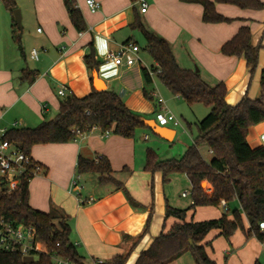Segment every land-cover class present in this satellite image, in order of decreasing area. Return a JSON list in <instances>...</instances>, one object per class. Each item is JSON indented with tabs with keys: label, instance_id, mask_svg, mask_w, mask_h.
Listing matches in <instances>:
<instances>
[{
	"label": "crops",
	"instance_id": "crops-1",
	"mask_svg": "<svg viewBox=\"0 0 264 264\" xmlns=\"http://www.w3.org/2000/svg\"><path fill=\"white\" fill-rule=\"evenodd\" d=\"M15 1L23 24L22 52L12 38L11 16L0 1V129L17 125L35 127L53 118L63 98L58 95V89L64 86L71 94L83 97L95 89L94 73L95 79L103 83L101 90L116 92L128 108L144 115L143 119L154 120L155 112L186 104L182 98L169 95L163 84L159 87L154 74L150 76L152 84H145L142 69H151L156 62L147 51L141 50L137 40L138 34H142L130 26L134 20L169 43L180 67L191 70L196 67L201 79L209 85L224 82L226 103L234 105L244 95L264 102V90L260 88L264 48L259 49L257 69L252 76L243 57L221 53V46L242 26L249 27L253 45L264 46V8H240L215 2V11L230 20L206 23L202 21V5L194 1L144 0L147 7L141 12V0H97L100 8L92 13L85 0H74L85 23V30L78 31L69 18L64 0ZM259 1L264 3V0ZM125 42L139 46V60L131 66L105 63L106 54ZM91 45L100 62L98 69L93 70H89L83 60ZM32 49L38 50L37 59L30 57ZM23 69L35 71L32 82L19 79ZM144 89L149 90L154 100L145 98ZM193 106L187 105L190 109ZM176 127L171 123L167 125L171 129V141L158 137L149 127L139 129L133 138L93 127L69 142L33 146L31 157L42 165V171L29 181V205L39 211H55L68 217L69 239L86 264L103 263L127 253L126 264H134L139 253L146 250L160 232L178 222L173 217L165 218V205L176 207L177 200L168 198L160 172L145 170V155L150 147L143 143L148 141L149 133L161 142L170 143L177 134ZM246 139L253 149L264 146V121L250 126ZM207 153L208 157L201 155L209 161L212 154L208 147ZM78 156L107 158L113 177L123 184L136 205L129 202L122 188L116 189L112 183L99 184L96 174H81L77 195L70 183L76 175ZM177 174H182L187 182L188 177L178 172L172 173L169 180L170 177L177 180ZM183 193L186 195L182 196ZM188 195V190L181 192L183 198ZM89 198H92L90 203H81ZM224 212L221 205L199 206L188 210L185 220L217 219ZM150 213L147 231L143 232ZM241 216L248 229L247 219L244 214ZM201 243L209 244L205 251L216 264H224L226 253V264H254L260 255L264 256V245L255 238L246 240L240 230L235 231L229 243L219 235V230H211ZM44 249L42 245V251Z\"/></svg>",
	"mask_w": 264,
	"mask_h": 264
},
{
	"label": "trees",
	"instance_id": "trees-1",
	"mask_svg": "<svg viewBox=\"0 0 264 264\" xmlns=\"http://www.w3.org/2000/svg\"><path fill=\"white\" fill-rule=\"evenodd\" d=\"M0 1L11 14L17 8L15 0ZM186 1L202 5V21L206 23L230 20L215 11V2L234 4L240 8H264V3L259 0ZM64 5L73 26L78 31L85 30L83 17L75 7V1L64 0ZM11 21L12 38L22 52L20 31L14 15L11 16ZM130 26L140 31L145 41L144 49L156 62L151 68L155 78L173 95L182 98L188 106L200 103L209 108L208 113L197 121V135L182 156L163 160L154 150L149 148L146 151L145 170L150 173L160 172L164 183L172 173H184L188 177L191 203L186 208L165 205V218L173 217L178 222L172 224L168 230L160 232L149 247L139 253L134 264H171L188 251L195 264H216L205 251V246L209 244L201 243L211 230H219V235L228 243L235 231L240 230L246 240L255 238L264 245V230L259 229V222L264 221V146L253 149L246 139L248 128L264 121V102L244 95L234 105L226 103L227 90L224 82L207 84L198 72L177 64L165 39L147 30L138 20H134ZM260 48L264 46L252 44L249 27L242 26L221 46V53L243 57L247 71L252 76L257 69ZM83 60L89 70L98 69L100 62L92 45ZM142 73L145 84H152L146 68L142 69ZM19 79L30 83L35 79V71L23 69ZM260 88L264 90V74L260 78ZM143 94L148 100H154L149 90L144 89ZM143 117L141 113L128 108L116 92L93 89L83 97L67 94L61 99L53 118L35 127L8 128L2 139L31 155V149L35 145L69 142L76 138L77 132L84 133L93 127L124 138H133L139 129L146 128L142 122ZM201 145L207 146L211 151L212 158L209 161L201 155ZM112 172L105 157L77 158L76 173L96 174L99 184L112 183L116 189L122 188L129 202L136 205L127 189L113 177ZM31 179L22 178L11 191H0V217L15 224L34 226L36 239L45 250L22 254L20 251L0 249V264H54L53 254L67 259L71 264H86L85 258L69 239L71 227L68 217L55 211H39L29 205L28 185ZM202 181L211 185V191L202 188ZM221 200L227 206L237 201L241 213L234 209L231 212L232 218L229 219L230 208H227L217 219L185 220L188 210L199 206L217 207ZM241 214L248 221V229L244 227ZM150 218L151 213L143 232L147 231ZM34 254L36 259L30 257ZM128 256L129 253L115 255L101 264H126ZM227 257L228 253L224 254V264ZM254 264H264V261L256 260Z\"/></svg>",
	"mask_w": 264,
	"mask_h": 264
},
{
	"label": "built area",
	"instance_id": "built-area-1",
	"mask_svg": "<svg viewBox=\"0 0 264 264\" xmlns=\"http://www.w3.org/2000/svg\"><path fill=\"white\" fill-rule=\"evenodd\" d=\"M85 3L90 12L95 13L100 8V3L97 0H85ZM75 7L77 5L75 4ZM147 4L144 0H141V12L146 11ZM139 46L132 42H125L121 44L118 49L109 51L105 58V63H110L114 66H131L135 64L139 57L137 55ZM30 57L32 59L38 58V50L32 49L30 51ZM150 76H153L152 69H147ZM58 95L65 97L67 94H71L64 86L60 87L57 91ZM45 108V105L42 107ZM154 120L160 126H167L169 123L174 126H181L179 119L170 111H157L154 115ZM6 129H0V191L6 192L16 188L19 181L22 178H33L40 174L42 171V165L35 161L31 155H27L19 149L10 145L2 137ZM106 132L105 134H107ZM77 134H80L77 132ZM81 175L76 173L72 178L70 186L77 193L81 188L79 185V179ZM183 193L182 196H185ZM92 198L87 200H81V203H90ZM221 207L224 211L227 210V205L224 200L220 201ZM259 229L264 230V221L259 222ZM40 242L36 239V231L34 226L25 225L22 223H13L4 220L0 217V249L9 251H20L22 254H28L31 251L40 250ZM45 250V249H44ZM43 250V251H44ZM54 264H71L67 259H63L56 254L52 255ZM101 261H94L92 264H101Z\"/></svg>",
	"mask_w": 264,
	"mask_h": 264
},
{
	"label": "rangeland",
	"instance_id": "rangeland-1",
	"mask_svg": "<svg viewBox=\"0 0 264 264\" xmlns=\"http://www.w3.org/2000/svg\"><path fill=\"white\" fill-rule=\"evenodd\" d=\"M17 9L20 10V8L18 6H17ZM9 15L10 16L13 15V10H12V14L9 12ZM21 27H23L22 23H21ZM22 31L23 30H21V32ZM138 37H139V39L137 41L140 44L141 50L144 52V51H146L144 49V45H145L144 39L139 34H138ZM195 69H196V67H194L193 70L195 71ZM157 83H158L157 85L159 87H160V85H162V84H160L159 81H157ZM98 88L101 89V87H98ZM167 93H169V95H172V93L168 89H167ZM169 111L171 113H173L179 119L181 126H183V128L185 130H183V128L181 126L176 127L177 134L175 136V139L170 143L161 142V141L157 140L156 138H154L153 134H151V133H149L148 141H143V143H145L146 146H148L152 150H154L156 152V154L158 155V157L160 159H163V160L170 159V158H179L180 156L183 155V153L185 152L187 147L193 143V140H194L195 136L197 135V128H196L197 121L201 120L208 113L209 108L204 106L203 104L196 103V104H194V106L191 109L188 108L186 104H184L181 106H175L174 108L169 109ZM200 151H201L203 156L208 157L207 156L208 155L207 146H205V145L201 146ZM94 176L96 178V175H94ZM175 177H178V179L176 180V179L170 177V180L168 182H165L166 193L168 194V198H173V199L177 200L178 205L176 207L184 208V207L189 205L190 200H191V198H190V184H189L188 180L186 182V180L182 174H177V176H175ZM173 180H175V181H173ZM95 184L97 185V182ZM185 186L187 187V189L183 188ZM210 186L211 185L207 181H205L204 184L202 185V188L207 190V191H210L209 190ZM183 189L189 191V195L185 198L181 197V192L184 191ZM229 208H230L229 214H231V212L234 209H238L241 213L240 206H239L237 201L231 202L229 204ZM39 246L41 247V248L39 247L40 250H42V243H40ZM30 257L32 259H36L37 256L34 254V255H31ZM258 260L260 262L264 261V256L260 255L258 257ZM193 263H194L193 256L189 251L185 252V254L179 260H177L175 262V264H193Z\"/></svg>",
	"mask_w": 264,
	"mask_h": 264
},
{
	"label": "water",
	"instance_id": "water-1",
	"mask_svg": "<svg viewBox=\"0 0 264 264\" xmlns=\"http://www.w3.org/2000/svg\"><path fill=\"white\" fill-rule=\"evenodd\" d=\"M13 15H14V20H15V22H16V25H17V27H18V29H19V31H20V35H21V30H22V27H21V13H20V10L19 9H14L13 10ZM195 71L197 72L198 70H197V68L195 69ZM95 73L93 74V80H94V82H96L95 80ZM98 87H100L99 85H97L96 83H95V89L96 90H101V89H99ZM142 122H143V124L146 126V127H149L151 130H152V132L155 134V135H157L158 137H161V138H163V139H165V140H167V141H171V137L169 136V131L171 130V129H169V128H167V126H160V125H158L157 123H156V121L155 120H153V119H142ZM204 184V182H201V185H203ZM190 244H192L191 243V240H190Z\"/></svg>",
	"mask_w": 264,
	"mask_h": 264
},
{
	"label": "bare ground",
	"instance_id": "bare-ground-1",
	"mask_svg": "<svg viewBox=\"0 0 264 264\" xmlns=\"http://www.w3.org/2000/svg\"><path fill=\"white\" fill-rule=\"evenodd\" d=\"M96 83H97V85L103 87V83L100 80L96 79Z\"/></svg>",
	"mask_w": 264,
	"mask_h": 264
}]
</instances>
